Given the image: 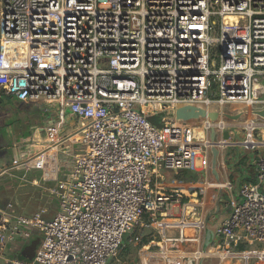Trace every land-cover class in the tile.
<instances>
[{
	"label": "built area",
	"instance_id": "built-area-1",
	"mask_svg": "<svg viewBox=\"0 0 264 264\" xmlns=\"http://www.w3.org/2000/svg\"><path fill=\"white\" fill-rule=\"evenodd\" d=\"M2 95L58 110L45 140L28 145L34 151L0 176L36 165L56 180L50 192L60 207L52 218L45 209L25 215L0 197V260L8 243L30 241L38 230L34 256L8 264H110L127 233L140 246L138 264H205L213 254L229 264H249L252 256L264 264V121L253 118L264 108V0H0ZM229 102L246 103L248 118L230 122L211 108ZM185 105L219 117H160L170 122L162 126L149 119ZM67 109L80 121L69 133ZM213 129L217 145L252 149L258 174L241 185L205 250L207 221L196 206L205 207L198 196L210 182L159 177L165 168L206 169ZM67 140L81 148L64 179L59 157ZM143 234L154 238L145 242ZM241 243L260 248L237 251Z\"/></svg>",
	"mask_w": 264,
	"mask_h": 264
},
{
	"label": "crops",
	"instance_id": "crops-1",
	"mask_svg": "<svg viewBox=\"0 0 264 264\" xmlns=\"http://www.w3.org/2000/svg\"><path fill=\"white\" fill-rule=\"evenodd\" d=\"M7 98H9L10 101H12L15 105L16 104H27V105H36L38 110H42L45 112H49V116L45 118L44 120V125L41 126L43 142L46 137V127L48 124L52 122L58 121V110H55V105L54 104H48V103H36L32 101H15L13 100L10 96L6 95ZM2 102V99L1 101ZM65 120H66V113H65ZM1 118V117H0ZM231 122V121H230ZM73 129H71L69 132H72ZM68 132V133H69ZM30 142H27L25 144H22L21 148L13 147L14 149H11L9 144L0 142V157L3 158V161L5 162V166L9 165L13 159L16 158H21L24 156L25 152H33L34 147L29 148L28 145H30ZM236 144H225L224 146H220V149L217 150L216 148L214 151H212V156H210V161H209V166L204 169V170H197V171H190L186 169H163L160 174V179L161 180H169V181H196V180H208L210 182V186L207 188V190L203 193H199V202L205 203V207H199L198 205L196 206L197 210L201 209V213L203 217H205V210L206 206L208 204L211 205L212 210L214 211V214L208 219L207 221V226L204 228V237H203V242L202 246L205 250H208L209 246L212 244V242L215 240V228L218 225V223L224 218V216L227 214V211L232 205V202L239 198V189L241 185L245 182L249 181H255L257 178L258 174V164H257V155L255 152L248 153L246 149L238 145V150L237 151H231L228 150L227 152L225 151L226 147L233 148V146ZM9 150H12L14 156L13 159L10 160L9 158H5L6 154L8 153ZM216 156V163L214 162V158ZM4 166V167H5ZM2 167V166H1ZM26 167L28 170L31 169H40L42 171V180L38 178L37 176H29L26 174H23L19 179H16L15 181L11 182V180H8L6 182L0 181V197L2 204L12 202L14 204V208L17 213H22L25 215H33L37 211H40L42 209H45V212H43V215L45 217L50 218L51 214L49 213V208L46 206H42V204L38 205L37 210L32 213H28L27 211H31L33 208L34 203L30 202L31 199H34L35 201L37 200L38 202H41L44 200V198L47 197V194L50 193V188H51V182H56L55 179L47 178L43 175V170L36 165H29V166H23ZM176 171L179 172L180 177H175V178H170L168 177V173ZM3 175V174H2ZM2 175L0 177H2ZM60 178V163H59V176ZM23 178H28L31 181V184L26 185L27 183H21V180ZM159 180V179H158ZM44 181L45 183H43ZM230 181L232 184V187H225L220 184H224L225 182ZM4 184V185H3ZM49 186V189H48ZM212 189V194L210 199L207 198V193L209 190ZM187 197L185 198V200ZM29 200V201H28ZM35 205V204H34ZM177 210V209H176ZM203 210V211H202ZM179 213V212H177ZM175 213V214H177ZM172 220L176 219L175 217H170ZM144 221L148 222L149 217L145 216ZM149 231V230H148ZM147 231V232H148ZM152 231L156 235L155 238L160 237V232H159V227L158 226H153ZM177 230H172L170 233H175L176 234ZM210 231V237L211 241L206 244V235L207 232ZM153 235H148V234H143L142 239L145 240V238L148 236L149 239L154 238ZM41 238V233L38 230H34V236L33 239L30 241H24L23 239H18L14 242L8 243V245L5 248L4 251V256L5 258L0 260V264H8L7 260L9 258H14V257H23L26 259H30L31 256V251L28 248L29 245L32 243L33 240L40 239ZM145 242H148L147 240ZM40 243V240H39ZM37 244V247L39 245ZM255 245V244H254ZM207 246V249L205 248ZM250 246L253 245H248L247 243H241L236 247L237 251H241L243 249H246ZM153 249H157V247H153ZM251 250V249H250ZM139 252V250H138ZM33 255V254H32ZM139 255V253H138ZM210 256H217L218 257V263L216 264H229L233 263L232 259H226L222 260V258L217 255L213 254ZM125 262V261H124ZM235 262H245L242 258H237Z\"/></svg>",
	"mask_w": 264,
	"mask_h": 264
},
{
	"label": "rangeland",
	"instance_id": "rangeland-1",
	"mask_svg": "<svg viewBox=\"0 0 264 264\" xmlns=\"http://www.w3.org/2000/svg\"><path fill=\"white\" fill-rule=\"evenodd\" d=\"M219 50L213 48L212 54L214 55L216 60H219L218 56ZM263 81V79H262ZM165 108H172L174 104L172 103H165ZM257 106V105H256ZM156 108L163 109L160 103L156 104ZM212 109H216L218 111H222L224 113H230V114H238L243 113L241 116L237 119H233L234 122L241 123L246 118H248L249 114L246 112L248 109V105L244 102H229L224 105L222 108L221 105L212 104ZM49 112L40 111L38 110L36 105L33 104H14L12 101L9 100L6 96H3L2 102H0V142H4L10 145L12 147L11 149H14L13 147L21 148L22 144H25L27 142H30L31 144H36L38 142H41L43 140V134L41 126L44 125V120L49 116ZM258 117V118H257ZM226 120L232 121L231 118H228L225 116ZM253 118L256 121H264V117L259 115L257 112L253 113ZM160 120V118L158 119ZM80 125L79 119L72 113L69 109L66 110V120L63 122V128L66 133H68L71 129L76 130L78 129ZM238 126V125H237ZM236 126L231 127V129H235ZM81 148L80 144H70L69 140H67V143L65 145V151H61L60 153V177L61 178H67L73 169V161H74V155L75 153ZM219 150L220 146L217 144H213L210 147V156H212V151L214 149ZM231 151H237L238 145H234L233 148L226 147L225 151L228 150ZM248 153H252V149H246ZM13 152L12 150H9L6 154L5 158H9L10 160L13 159ZM2 166V167H1ZM5 162L3 161V158L0 157V170L4 168ZM42 171L40 169H31L28 170L26 167L23 166H17L12 167L8 169L2 177H0V181L6 182L8 180H11V182L15 181L16 179H19L23 174L29 175V176H37L42 180ZM168 177L175 178L180 177L179 172L172 171L168 173ZM45 183L44 181H42ZM21 183H27L26 185L31 184V181L28 178H23L21 180ZM4 185V184H3ZM56 185V182H51V188ZM1 189V187H0ZM49 189V186H48ZM2 190V189H1ZM212 194V189L208 191L207 198L210 199ZM29 201V200H28ZM30 202L34 203L33 208L31 211H27L28 213L35 212L37 210L38 205L42 204V206H46L49 208V213L51 214V218L54 217L59 210L60 207V201L56 194L50 192L47 194V197L44 198L43 201L38 202L34 199H31ZM205 211V218L208 219L214 214V211L211 208V205L208 204L206 206ZM179 209L175 211L177 213ZM201 212V209H199ZM203 211V210H202ZM169 231H172V229H169ZM168 231V232H169ZM176 234H178V231H176ZM129 234L127 233L125 235V241L122 245L123 249H120L119 254L117 257L113 258L110 261V264H138L139 258H138V250L140 246H134L132 245L128 238ZM211 241V237L209 236L208 243ZM207 249V246H205ZM260 248L259 244H255L253 246H250L249 249L251 250H258ZM218 257L217 256H206L204 258L205 264H216L218 263ZM125 261V262H124ZM257 257L252 256L249 260V264H256Z\"/></svg>",
	"mask_w": 264,
	"mask_h": 264
},
{
	"label": "water",
	"instance_id": "water-1",
	"mask_svg": "<svg viewBox=\"0 0 264 264\" xmlns=\"http://www.w3.org/2000/svg\"><path fill=\"white\" fill-rule=\"evenodd\" d=\"M1 101V98H0ZM256 112L261 115L262 117H264V108L263 109H259L256 110ZM209 116L211 119L216 120L219 117V112L217 111H210L207 112V110L205 108H200V107H196L194 105H185V106H181L179 108H177L174 112H163V113H159V114H151L149 115V119L156 123L158 126H162L163 124H167L170 123L169 121H158V119L160 117H164V118H168V119H175V118H183V119H191V118H200V117H204V116ZM240 114H230V113H225V116H227L228 118L231 119H237L239 118ZM211 138L213 139L214 143L217 144V132L215 129L212 130L211 132ZM224 138H231V132L226 129L224 130ZM216 156L214 158V162L216 163ZM209 236H210V231L207 232L206 235V244H208V240H209ZM40 239H36L33 240L32 243L29 245V249L31 251V256H34V253L36 251L37 248V244L39 243ZM33 254V255H32ZM31 257V258H32Z\"/></svg>",
	"mask_w": 264,
	"mask_h": 264
},
{
	"label": "trees",
	"instance_id": "trees-1",
	"mask_svg": "<svg viewBox=\"0 0 264 264\" xmlns=\"http://www.w3.org/2000/svg\"><path fill=\"white\" fill-rule=\"evenodd\" d=\"M3 96H6V95H2V96H0V98L3 99ZM146 240H148V236L145 238L144 241H146ZM131 244H132V243H131ZM132 245H133V244H132ZM134 246H136V245H134ZM121 249H123L122 246H121ZM121 251H122V250H121ZM121 251H120V252H121Z\"/></svg>",
	"mask_w": 264,
	"mask_h": 264
},
{
	"label": "bare ground",
	"instance_id": "bare-ground-1",
	"mask_svg": "<svg viewBox=\"0 0 264 264\" xmlns=\"http://www.w3.org/2000/svg\"><path fill=\"white\" fill-rule=\"evenodd\" d=\"M258 118V117H257Z\"/></svg>",
	"mask_w": 264,
	"mask_h": 264
}]
</instances>
